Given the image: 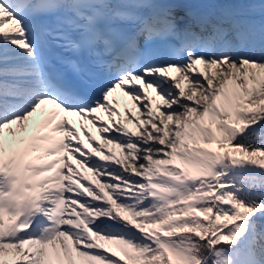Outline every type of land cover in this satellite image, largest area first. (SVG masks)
Returning a JSON list of instances; mask_svg holds the SVG:
<instances>
[{
	"label": "snow or ice",
	"instance_id": "obj_1",
	"mask_svg": "<svg viewBox=\"0 0 264 264\" xmlns=\"http://www.w3.org/2000/svg\"><path fill=\"white\" fill-rule=\"evenodd\" d=\"M0 264H264V0H0Z\"/></svg>",
	"mask_w": 264,
	"mask_h": 264
},
{
	"label": "bare ground",
	"instance_id": "obj_2",
	"mask_svg": "<svg viewBox=\"0 0 264 264\" xmlns=\"http://www.w3.org/2000/svg\"><path fill=\"white\" fill-rule=\"evenodd\" d=\"M106 118V117H105Z\"/></svg>",
	"mask_w": 264,
	"mask_h": 264
}]
</instances>
